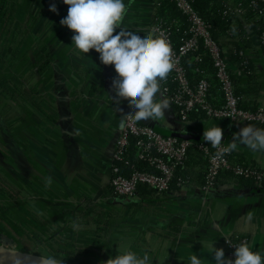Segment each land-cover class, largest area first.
<instances>
[{"label": "crops", "instance_id": "0c3cea01", "mask_svg": "<svg viewBox=\"0 0 264 264\" xmlns=\"http://www.w3.org/2000/svg\"><path fill=\"white\" fill-rule=\"evenodd\" d=\"M11 1L23 17L16 22L13 40L0 39V83L17 77L7 97L0 84V246L26 256L29 262L23 264H44L46 258L62 264H106L96 253L109 250L115 241L123 252L147 253L151 264H188L193 254L202 264H214L211 247L225 253L226 238H246L253 251L264 248V186L246 187L238 178L221 177L207 194L196 192L197 179L184 190L131 203L114 197L111 165L123 119L111 103L130 104L115 97L113 67L101 64L94 50L77 54L72 31L60 24L68 8L62 0ZM243 1L226 0L232 9ZM158 2L124 0L128 11L122 27L149 31ZM53 4L55 12L49 10ZM235 16L234 25L246 31L223 39L222 49L234 54L236 41L244 40L254 66L251 80L242 85L243 96L249 104L264 105V49L245 16ZM6 46L18 48L17 55L4 59ZM43 47L50 67L40 74L36 52ZM229 59L237 77L248 79L238 60ZM155 121L164 129L193 134L219 126L228 144L244 126L264 130L222 120L182 121L170 104ZM233 152L264 171V151L240 145ZM78 202L81 209L76 210L73 203ZM82 209L92 212L87 219ZM102 212L112 215L108 230L94 221ZM22 235L37 241L26 240L23 246L18 241Z\"/></svg>", "mask_w": 264, "mask_h": 264}, {"label": "built area", "instance_id": "2783aa9c", "mask_svg": "<svg viewBox=\"0 0 264 264\" xmlns=\"http://www.w3.org/2000/svg\"><path fill=\"white\" fill-rule=\"evenodd\" d=\"M258 1L262 4L260 10L255 6L253 0L249 6L253 11L258 10L253 17L255 21L260 20L264 15V0ZM173 2L177 10L186 17L188 36L182 39L179 44H175L170 37L169 28L156 22H153L149 31L163 37L171 45L175 66L167 79L161 82V92L175 106L177 117L182 121L190 122V114L201 111L204 113V118L198 121L222 120L228 125L240 123L257 127L264 126V105H257L253 110L240 106V98L236 95L232 77L236 74L231 70V63L226 58L224 50L213 37L210 26L193 9L188 0H173ZM235 11L240 14L244 12L239 6ZM258 40L261 45H264V31L258 32ZM201 48H205L208 53L221 91L222 100L217 105L213 102L212 84L208 78L204 75L196 84L192 85L183 66V59L189 55L195 63L201 62ZM245 64V61L240 63V65ZM246 75V73L242 74V76ZM170 82L174 85L173 91L167 85ZM132 136L137 138L134 145L136 159L145 162L153 171L134 170L130 176L126 177L118 173L119 168L116 163L123 160L129 149V140ZM221 145L227 146L228 144L221 142ZM193 146L191 140L164 136L136 121L134 117L127 116L114 144L110 180L113 196L130 201L136 197L138 184H145L154 189L156 193L168 192L174 181L175 168L185 161L189 148ZM198 148L207 159V167L205 183L195 186L196 192L207 194L213 190L216 187L215 181L219 172L225 169L232 170L236 177L253 178L257 187L264 186V171L244 163L232 165L229 161L231 152L217 156L216 153L219 151L217 148L209 150L208 146L204 144H199ZM175 184L178 190H184L191 185V182L188 179H177ZM81 204V202L73 203L76 210L81 209ZM81 213L85 219L89 217L87 210L82 209ZM242 242L248 244L246 238L239 240L226 238L224 240L225 256L234 259V246Z\"/></svg>", "mask_w": 264, "mask_h": 264}, {"label": "clouds", "instance_id": "9594fccd", "mask_svg": "<svg viewBox=\"0 0 264 264\" xmlns=\"http://www.w3.org/2000/svg\"><path fill=\"white\" fill-rule=\"evenodd\" d=\"M62 2L68 8L60 24L72 31L71 44L77 54L94 50L99 54L101 64L113 67L116 73L112 79L115 97L128 101L136 121L162 118L170 101L163 98L161 82L167 79L175 66L168 41L152 31H129L122 27L128 11L124 0ZM49 10L55 12V4ZM223 135L224 130L219 126L209 127L203 132L205 142L219 149L217 156L234 151L240 145L264 151V130L244 126L233 135L227 146L221 145ZM211 253L214 264H264V248L253 251L243 242L234 246V259L227 258L224 249L214 245ZM44 264H62V261L46 258ZM107 264H151V258L147 253L141 256L128 250L108 259ZM188 264H202V260L193 254Z\"/></svg>", "mask_w": 264, "mask_h": 264}, {"label": "trees", "instance_id": "16d2710c", "mask_svg": "<svg viewBox=\"0 0 264 264\" xmlns=\"http://www.w3.org/2000/svg\"><path fill=\"white\" fill-rule=\"evenodd\" d=\"M193 7V9L207 22V24L210 26L211 32L213 37L218 41L220 46L222 47L225 42L223 39L227 38V40H231L235 34L243 35L246 31V28H244L241 24L234 25L235 19L237 18L235 9H232L226 2V0H188ZM255 2V6L258 7L260 10L262 8L261 2L258 0H253ZM252 0H245V2L239 3V7L244 10L243 16L247 19L246 26L248 28H253L258 32L264 31V15L262 18L258 21L253 20L254 15L258 12L256 9L255 11L251 10L250 3ZM11 0H0V39L2 38L3 41L13 40L14 38V30L15 26L17 25V21L22 20V13L18 10H15L12 6ZM236 17V18H235ZM162 23L165 25V27H168L170 30V37L172 41L175 44H179L182 39L186 38L188 36V22L186 20L185 15L180 13L173 0H159L155 15H154V23ZM8 35V36H7ZM237 42V48L235 50L234 54L227 55L225 54L226 58L228 60L229 57L233 60H238V65L240 66L241 70L246 73V77L248 79H241L237 77V75H233V81L235 84V92L236 95L240 98V106L244 109H255L257 105L249 104L245 99L243 94H245V89L242 87L244 85L243 83L248 82L250 79V76L252 75L253 70V63L250 62L249 55H247V51L243 46L242 41H236ZM238 42H241L240 44ZM264 49V45H261ZM19 48V45H18ZM16 48L14 51L11 50L10 47H5L4 51H6L4 59L11 56L17 55ZM242 52V53H241ZM200 54L202 56V61L199 63H195L190 59V55L183 59V66L185 68V72L187 75V78L189 82L193 85L198 82L199 79H201L204 75L208 78V80L212 84L211 92L212 95L217 99V102H214L216 105L221 103L222 95L219 88V84L217 82V79L214 75V69L210 62V59L208 57V53L205 48L200 49ZM36 58H37V67L40 74H43L46 72L50 67V58L47 48H42L40 52H36ZM246 62L245 65H240L242 62ZM2 62V59H1ZM3 67L2 63H0V68ZM198 70V71H197ZM17 78V77H16ZM16 78L12 77L9 80H2L1 81V87L4 89V96H9V90L11 86V82H16ZM251 80V79H250ZM17 83V82H16ZM168 86H170L171 91L174 90V85L172 82L167 83ZM170 105L174 109L176 113V108L171 103ZM204 118V113L201 111H196L192 114H190L189 119L191 121H198L199 119ZM261 128H264V126H259ZM201 137L198 140H191L194 144L193 147H190L188 150V155L185 161L178 165L175 168V176L174 181L171 185V190H177L176 181L177 179H188L191 183L197 181L199 179V184H204L206 179V167H207V159L204 156V153L198 148L199 144H204L208 146L209 150H213L211 144L206 143L203 134H200ZM136 137H131L129 140V146L128 151L125 153L123 160L118 161L116 163V166L119 168V174L122 176H130L131 173H133L134 170L139 171H153V169L147 165L145 162L137 160L136 156L134 154V145L136 142ZM221 142H224L223 139ZM226 143V142H224ZM228 144V143H227ZM229 161L232 165H237L244 163L245 165H249L246 162L239 159V157L235 156L234 152L231 151L229 155ZM250 167L255 168L252 165H249ZM258 169V168H256ZM221 177H235L240 179L241 183L244 186H256V181L253 178H243V177H236L232 170L225 169L219 172L217 178H216V185L219 182V179ZM168 191V192H169ZM156 193V191L150 187H148L145 184H138L137 191H136V197L135 198H147L151 195ZM134 198V199H135ZM132 199V200H134ZM131 201V200H130ZM128 201V202H130ZM89 203V202H88ZM131 203V202H130ZM87 211L91 214L92 212L87 209ZM111 214L106 213H100L97 218H93L96 224L102 223L103 226L101 227L103 230L109 229V219L111 218ZM26 240H29L30 242H35V238H30L27 235H22L19 237L18 241L21 245L24 246V243ZM36 240V241H34ZM119 241L112 242V245L109 250L105 252L96 253V257L104 260V263L107 264V260L123 253L121 249H119ZM65 245V244H64ZM73 244L70 243V245H66L68 248H71ZM66 253H70V251H64ZM32 254V253H30ZM52 255L58 256L57 253H53ZM51 255H49L50 257ZM19 261L22 260V262L28 263L29 260L26 256H19Z\"/></svg>", "mask_w": 264, "mask_h": 264}, {"label": "water", "instance_id": "95a60500", "mask_svg": "<svg viewBox=\"0 0 264 264\" xmlns=\"http://www.w3.org/2000/svg\"><path fill=\"white\" fill-rule=\"evenodd\" d=\"M111 106H112L113 111L117 113L123 120H125L127 116H132L131 115V111H132L131 105H125L117 100H113L111 103ZM139 122L143 124L144 126L164 136L175 137V138H179L183 140H198L201 137L200 134H193V133H187V132L185 133V132H178V131L164 129L163 127L158 125L155 120H151V119L146 120V121L140 120ZM0 263L11 264L13 263V259L9 255L0 253Z\"/></svg>", "mask_w": 264, "mask_h": 264}, {"label": "rangeland", "instance_id": "374dc122", "mask_svg": "<svg viewBox=\"0 0 264 264\" xmlns=\"http://www.w3.org/2000/svg\"><path fill=\"white\" fill-rule=\"evenodd\" d=\"M15 250L10 249V248L8 249L7 247L0 246V253H3V254L11 256L16 263H22V264L25 263V262H22V260L19 261L18 258H19L20 255L17 252H15ZM0 264H2V263H0Z\"/></svg>", "mask_w": 264, "mask_h": 264}]
</instances>
